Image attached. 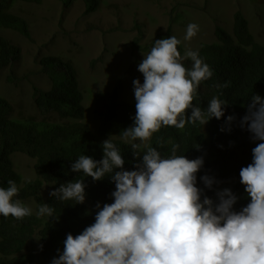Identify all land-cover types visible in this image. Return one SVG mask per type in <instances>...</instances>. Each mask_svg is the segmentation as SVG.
Returning <instances> with one entry per match:
<instances>
[{
  "label": "trees",
  "instance_id": "trees-1",
  "mask_svg": "<svg viewBox=\"0 0 264 264\" xmlns=\"http://www.w3.org/2000/svg\"><path fill=\"white\" fill-rule=\"evenodd\" d=\"M74 1H83L86 15L96 13L102 5L106 7L109 4L107 0L68 2ZM41 2L0 0V77L10 68L9 82L16 81L12 70L21 50L3 32L15 31L31 40L29 24L17 11V6ZM70 3L63 4L68 6ZM181 20L177 16L171 22ZM138 28L140 30L136 24ZM171 34L170 29L162 38H169ZM215 34L216 42L203 44L196 51L213 75L201 82L193 104L206 109L216 97L227 103L224 117L220 120L212 118L205 126L196 122L186 124L184 129L162 127L147 145L155 148L162 158H170L173 147L177 145V156L184 155L190 160L202 157L204 164L197 173L196 185L202 190L201 200L207 196L214 203H219L217 193L230 189L237 197L233 210L239 212L250 203L239 173L241 168L252 163V149L258 143L252 139L246 126H240V121L254 95L264 99V45L256 41L249 21L240 11L234 15L233 34L222 27H217ZM141 40V35L134 40L133 50L149 52L147 47L140 46ZM42 65L51 86L48 91L33 88L37 113L26 115L25 110L17 111L8 99L0 96V188L6 189L9 180H12L19 189L16 199L24 206L27 207L26 202L33 199L38 207L45 203L53 207L54 212L51 217L32 213L22 220L0 215V264H35L38 258L52 264L53 259L63 253L67 235L75 237L81 234L95 223V216L104 204L114 202L112 193L115 183L110 175L101 181H93L83 172L71 171L72 163L80 156L100 161L103 158L102 144L110 138L125 161L123 170H136L135 165L142 162V157L137 159L133 155L131 144L119 139L124 129L134 125L136 115V102L129 104L121 99L120 82L111 92L95 96L93 117L98 124L93 128L84 123L85 98L73 61L49 56L42 60ZM184 66L190 69L191 60H186ZM230 115L236 119L228 125L226 120ZM137 151L142 155L146 148L141 146ZM17 155L37 162L35 179L26 180L17 170L14 161ZM205 175L216 181L211 189L202 182L201 177ZM72 181H84L83 204L42 196L45 184H54L59 188L61 184ZM98 204L100 208H97ZM36 235L40 236L39 250L30 252Z\"/></svg>",
  "mask_w": 264,
  "mask_h": 264
},
{
  "label": "clouds",
  "instance_id": "clouds-1",
  "mask_svg": "<svg viewBox=\"0 0 264 264\" xmlns=\"http://www.w3.org/2000/svg\"><path fill=\"white\" fill-rule=\"evenodd\" d=\"M233 29L225 30L233 34ZM198 31V25L189 24L184 39L191 40ZM180 43L175 36L155 41L138 65L144 81H133L135 101L125 100L136 102V115L134 125L124 129L119 139L131 144L137 159L142 157L136 170H123L125 161L110 138L102 144L100 161L82 155L72 163L71 171L83 172L93 181L110 175L115 183L114 202L104 204L95 223L81 234H68L63 253L52 264H264V99L254 95L240 121L258 143L252 149V163L239 173L250 197L239 212L233 210L237 197L230 189L217 193L219 203L207 196L201 200L202 190L196 185L202 157L177 156V145L170 158H162L147 145L162 127L184 129L196 122L205 126L225 115L227 103L216 97L206 109L194 106L199 85L213 73L198 52L189 50L181 56ZM186 59L192 62L190 69L182 63ZM235 119L230 115L226 123L231 125ZM142 144L146 151L141 155L137 150ZM201 179L208 189L216 183L207 175ZM8 185L0 188V215L17 220L32 215V209L16 199V183L9 180ZM85 187L84 181L68 182L50 196L83 204ZM53 212L44 203L36 214L51 217Z\"/></svg>",
  "mask_w": 264,
  "mask_h": 264
},
{
  "label": "rangeland",
  "instance_id": "rangeland-1",
  "mask_svg": "<svg viewBox=\"0 0 264 264\" xmlns=\"http://www.w3.org/2000/svg\"><path fill=\"white\" fill-rule=\"evenodd\" d=\"M41 1L17 6L29 24L31 40L15 31L3 32L21 52L12 70L16 81L8 80L10 68L0 77V96L8 99L17 111L25 110L26 115L38 112L33 88L48 91L51 86L42 70L45 57L73 61L85 98L84 121L93 127L96 125L92 115L94 96L112 90L121 81L122 98L135 101L133 81L139 79L141 84L144 81L138 65L155 46V41L163 39L170 29L171 36L181 41L178 51L183 56L186 51H197L205 43L216 42L217 27L231 32L234 15L240 11L249 21L257 42L264 45V0H107L108 6L102 5L90 15L85 14L83 1ZM177 16L182 20L171 22ZM189 24L198 25L199 31L191 40H185ZM140 35V46L147 47L149 52L133 50V42ZM14 161L26 180L36 178L35 160L17 155ZM56 189L54 184H45L42 196L47 199ZM26 204L32 213H37L39 207L33 199ZM39 238L35 236L30 252L39 250ZM35 264L46 263L38 258Z\"/></svg>",
  "mask_w": 264,
  "mask_h": 264
}]
</instances>
